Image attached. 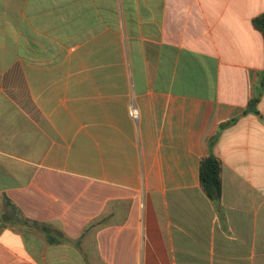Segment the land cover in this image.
I'll list each match as a JSON object with an SVG mask.
<instances>
[{
	"label": "crops",
	"instance_id": "1",
	"mask_svg": "<svg viewBox=\"0 0 264 264\" xmlns=\"http://www.w3.org/2000/svg\"><path fill=\"white\" fill-rule=\"evenodd\" d=\"M263 13L0 0V264H264Z\"/></svg>",
	"mask_w": 264,
	"mask_h": 264
},
{
	"label": "trees",
	"instance_id": "2",
	"mask_svg": "<svg viewBox=\"0 0 264 264\" xmlns=\"http://www.w3.org/2000/svg\"><path fill=\"white\" fill-rule=\"evenodd\" d=\"M254 27L259 30L264 36V13L253 20ZM264 86V75L260 87H258L254 97L251 99L246 110V114L254 113L260 115L258 110V104L262 97ZM235 120L229 121L223 124L220 128L219 133L214 136L210 145L213 146L221 133V131L232 125ZM222 162L213 153L202 158L200 163V184L205 194L216 204H219L222 199Z\"/></svg>",
	"mask_w": 264,
	"mask_h": 264
},
{
	"label": "built area",
	"instance_id": "3",
	"mask_svg": "<svg viewBox=\"0 0 264 264\" xmlns=\"http://www.w3.org/2000/svg\"><path fill=\"white\" fill-rule=\"evenodd\" d=\"M130 114L133 118H137L138 117V113H137V110L135 108H133L131 111H130Z\"/></svg>",
	"mask_w": 264,
	"mask_h": 264
}]
</instances>
